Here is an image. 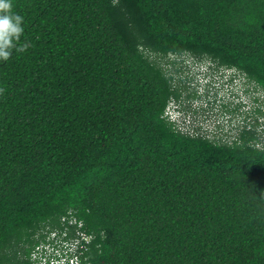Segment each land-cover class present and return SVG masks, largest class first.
<instances>
[{
	"label": "trees",
	"instance_id": "16d2710c",
	"mask_svg": "<svg viewBox=\"0 0 264 264\" xmlns=\"http://www.w3.org/2000/svg\"><path fill=\"white\" fill-rule=\"evenodd\" d=\"M12 4L27 47L0 60V264H36L65 216L91 237L80 264H264L263 122L228 145L164 116L179 57L264 90V0Z\"/></svg>",
	"mask_w": 264,
	"mask_h": 264
},
{
	"label": "clouds",
	"instance_id": "9594fccd",
	"mask_svg": "<svg viewBox=\"0 0 264 264\" xmlns=\"http://www.w3.org/2000/svg\"><path fill=\"white\" fill-rule=\"evenodd\" d=\"M12 8V0H0V60H7L14 50H23V48L27 47V43L23 46L18 43L24 30L23 17L19 13L13 11ZM186 58L190 57H179L175 62L183 64L185 70L186 66L188 67V72L192 73L195 78V82L191 85V88H193L195 94L202 99V102L198 104L197 107L187 110L181 109L180 103L172 100L169 102L164 112L167 121L175 124L177 127L181 125L188 126V130L200 126L203 129V135H207V129L204 127L207 125V119L199 124V118L211 113L214 115L213 117L215 120L218 119V123L226 122L231 125L233 124V126H230L233 134L232 137L221 138L222 135H230L229 132H223L221 130L209 136L213 139H222L221 143L228 145H232L235 142L241 143L240 133L249 130L253 120L254 123L256 120H258L259 123L263 122L264 125V120H261V118L259 119L257 114V111L259 109L263 110V108L259 107L246 110L243 98L248 97L250 100L254 99L255 102L262 100L264 104L263 89H260V87L254 84H249L250 82H248L243 74L234 76L232 69L230 73H222L210 62V60L201 59L202 61L198 62V60L192 59L193 62L190 61V64H186V62H188ZM232 76L235 77L234 82L231 81ZM251 86L253 89L248 91ZM219 101L222 102L226 108L222 113L214 106ZM239 111L241 113L234 116V114ZM240 114H243V119L241 120L239 119ZM226 115L230 116L227 120L224 119ZM188 120L190 124L187 123ZM259 132L260 140L264 142V130H259ZM256 145L257 147L262 146L259 142H257ZM75 219L77 220L76 217ZM77 224L82 223L77 220ZM77 227L80 228L81 226L77 225Z\"/></svg>",
	"mask_w": 264,
	"mask_h": 264
},
{
	"label": "built area",
	"instance_id": "2783aa9c",
	"mask_svg": "<svg viewBox=\"0 0 264 264\" xmlns=\"http://www.w3.org/2000/svg\"><path fill=\"white\" fill-rule=\"evenodd\" d=\"M190 124V121H187ZM188 126L181 125L178 128L183 133H188ZM192 133V132H191ZM71 215V214H70ZM62 222L67 227L64 232L50 231L48 243H41L31 254L32 262L36 264H80L79 251L85 250L91 237L80 230L77 220L73 216H65ZM76 226V227H75ZM75 227L76 237L69 239V229ZM53 242V243H51Z\"/></svg>",
	"mask_w": 264,
	"mask_h": 264
},
{
	"label": "flooded vegetation",
	"instance_id": "af4514ba",
	"mask_svg": "<svg viewBox=\"0 0 264 264\" xmlns=\"http://www.w3.org/2000/svg\"><path fill=\"white\" fill-rule=\"evenodd\" d=\"M176 67L170 66L173 68V72L175 73V79L173 82V90H176L181 94V97L179 100H175L176 102L180 103V108L181 109H187L191 110L194 107H197L198 104L202 102V99L198 97L195 94V91L193 88H191V85L194 84L195 78L193 77L192 73L188 72V67L183 66V64H180L179 62H175ZM174 62H171V64H175ZM177 69V70H176ZM218 110L225 111V107L222 104V102H218L214 105ZM208 121V119H207Z\"/></svg>",
	"mask_w": 264,
	"mask_h": 264
},
{
	"label": "rangeland",
	"instance_id": "374dc122",
	"mask_svg": "<svg viewBox=\"0 0 264 264\" xmlns=\"http://www.w3.org/2000/svg\"><path fill=\"white\" fill-rule=\"evenodd\" d=\"M186 60H188V62H186V64H190V61H192L191 58H186ZM202 60H198V62H201ZM195 66V65H194ZM253 89V87L251 86L248 91H251ZM243 96H244V92H243ZM244 98V101H245V109L248 110V109H254V108H263L264 110V104L262 103L263 101H258V102H255L254 99H249L248 97H243ZM238 113H241L240 111L235 113L234 116H237ZM214 115H212L211 113H209L208 115H204L202 117L199 118V124L200 123H203V120L205 119H208L207 121V125H205V129H207V132L206 134L208 136H211L212 134L216 133L218 130L220 131H223V132H229L230 135H222L221 138H228V137H232L233 134L231 132V127L230 126H233V124H228L226 122H221V123H218V119L215 120V118L213 117ZM230 116L229 115H226L224 117L225 120H227ZM261 120H264L263 117H260ZM240 120L243 119V114H240ZM260 120V121H261ZM197 124H198V119H197ZM219 128V129H217ZM212 132V133H211Z\"/></svg>",
	"mask_w": 264,
	"mask_h": 264
}]
</instances>
